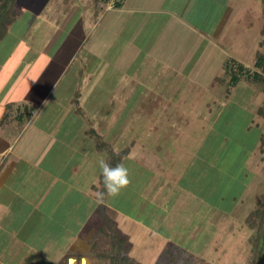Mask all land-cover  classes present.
<instances>
[{
    "label": "crops",
    "instance_id": "crops-1",
    "mask_svg": "<svg viewBox=\"0 0 264 264\" xmlns=\"http://www.w3.org/2000/svg\"><path fill=\"white\" fill-rule=\"evenodd\" d=\"M51 1L53 8L46 18H41V21L51 27L50 31L45 27L46 40L51 44L55 43L63 32L65 38L52 55H42L46 62L39 70H46L52 75L49 88L42 92L41 84L35 79H27L25 94L11 99L6 89L7 86L11 87L10 77H14L19 71L14 69L10 73L0 74V264H31L32 258L38 263L41 257H46L54 264L59 260L58 255L51 257L41 254L47 249L56 252L52 248L61 234L57 223L61 206L53 207L50 196L44 201L41 192L28 190L25 194V189L28 188L25 173L31 166L20 165L21 161L29 160L24 158L23 149L16 148V144L29 123L41 116L47 94L53 86H57L63 75L71 78L67 84L65 107L62 108L61 102L48 101L60 110L59 113L50 111L47 118H61L62 124L67 125L64 130L70 135L69 139L80 134L94 140L97 135L99 141L97 144L94 140L93 147L95 153L101 154L105 160L103 142H107V135L104 128L106 125H113L122 114L132 124L137 122L140 134L131 135L127 144L122 145V140L125 141L127 137L123 138L116 131L111 132L112 150L119 152L127 147V158L135 157L142 161L141 157H145L141 163L154 173L155 179L159 180L160 174L164 173L168 178H174L173 185L178 186L176 181L179 176L185 175L184 171L187 169L193 173L191 182L195 179L198 182L202 172L208 171L200 170L195 165L208 162L207 156L198 153L197 140L206 137L209 129L214 130L225 110L224 107L218 117L215 113V124L206 129L201 125V117L196 119L197 104L192 103H230L232 92H223L226 83L220 80L216 84L218 76L225 71L227 61L245 65V62L254 61L259 50L263 0H120L119 5L113 9L106 8V0ZM14 3L13 20L0 38V43L15 21L26 23L25 14L32 10L28 3H19L18 0ZM108 13L116 22L122 19L138 21L130 26L125 40L123 35L119 37L123 22L120 28L110 26L108 19H104ZM126 13L129 14L128 17L124 15ZM38 16L34 15L35 18ZM22 28L16 42L21 50L23 48L27 52L30 47L24 45L21 48V44L26 43L27 39L32 40V29L28 26L24 30ZM115 58L118 61L114 64L112 61ZM95 77L100 78L99 87L104 83L110 86L105 98L98 101L108 103L111 111L105 109L98 114L100 111L88 108L83 100L85 89L95 81ZM236 86L237 84L232 89ZM139 103H145L144 116L138 114ZM152 103L163 104L154 108ZM182 103H189V113L182 109ZM128 104L134 105L135 112L127 116L122 109ZM198 107L201 109L202 106L198 104ZM55 119L52 123L57 122ZM97 124H100V128ZM54 136L56 138V134ZM140 136L144 139V145L138 153H133L134 144ZM165 148L168 150L165 151ZM73 156L74 153H70L69 162L62 166V169L68 168L71 175L80 169V164L73 160ZM32 165L33 172L41 171L43 166L35 162ZM46 171H50L47 172L48 178L53 180L51 189L57 188L59 170L54 166H47ZM92 185L87 190L65 185V197L75 191L77 202H90V199L94 202L91 210L84 214L86 229L90 216L98 206L92 193ZM27 194L33 195L32 201ZM43 215H46L47 221L48 218L51 219L50 222L33 228L32 223L35 220L40 223ZM84 231L71 238L69 250L62 251L72 253H68L70 256L67 262L77 250L85 251L79 249ZM88 238L89 234L85 245H89ZM88 245L86 250L89 249ZM82 258L89 260L82 254L80 262Z\"/></svg>",
    "mask_w": 264,
    "mask_h": 264
},
{
    "label": "rangeland",
    "instance_id": "rangeland-1",
    "mask_svg": "<svg viewBox=\"0 0 264 264\" xmlns=\"http://www.w3.org/2000/svg\"><path fill=\"white\" fill-rule=\"evenodd\" d=\"M18 1L23 4L28 3L32 10L25 14L26 23L15 21L0 43V74L10 73L14 69L19 71L14 77H10L11 87L7 86L6 89L11 99L15 96L19 97V95L22 97L25 94L27 79H35L38 84H41L42 92L49 88L52 75L48 74L46 70H39L46 62L42 55L56 52L65 38L63 32L55 43L51 44L49 40H46L45 27L47 26V31H50L51 27L41 21V18H46L50 9L53 8L51 0ZM13 5L11 9L14 15ZM36 14L40 17L35 18ZM124 15L129 16L128 13ZM104 19H108V24L114 28H120V24L123 22L119 31V37L121 38L123 35V40L127 38L133 22H138L137 20L124 21L123 19L116 22L114 17L109 16V13ZM27 26L32 29L30 31L32 40L27 39L28 42L21 44V48L24 45L30 47L25 52L23 48V51L20 49L19 43L16 41L19 38L21 27L24 30ZM262 28H264V13L263 25L260 30ZM132 31L133 29H131ZM262 38L261 33L260 41ZM260 41L258 51L264 52V45ZM111 48H113V42ZM31 52L33 53L30 54ZM117 61L115 58L112 62L115 64ZM254 61L245 62L244 66L251 72L260 71L254 65ZM112 62L110 66L113 65ZM70 79L63 75L57 86L50 89L45 98L47 102L45 101L46 104L42 108L43 112L41 110V116L29 123L28 128L16 144V148L23 149L24 158L29 160L21 161L20 165L31 166L25 173L26 187H28L25 189V194L28 190L41 192L44 201L50 196L53 207L61 206L57 218L61 234L52 248L57 253L47 249L41 255H51V257L58 255L57 263L63 264L64 258L67 259L72 253L69 251L68 254L62 251L69 250L71 238L75 237L76 233L85 230L82 236L83 242L79 244V249L82 248L85 251H82L83 253L80 250H77V252L80 251L78 253L74 252L76 257L72 256L73 262L70 264H109L108 257L100 258L96 254H110L113 249L116 250V245L115 248L112 247L115 238L113 236L115 233L114 223L116 222L121 232L127 233L129 236L130 254L144 264H250L251 245L248 241L252 230L246 226L244 219L256 202L262 198L264 192V151L259 150V135L264 119L257 113L258 108L263 106L264 85L242 77L236 83V88L232 89L235 85L228 86L229 75L224 71L217 79H224V83L227 85L223 92L227 94L232 92V101L230 103H209V105L207 103H192V105L197 104L196 119L201 117V125L206 129L215 124V113L218 117L220 111L225 107L214 130L209 129L210 132L206 134V137L197 140L198 153L207 156L208 160L204 164H195L200 170H208L206 173L202 172L198 182L195 181L196 179L194 182L190 181L193 173L189 169L184 171L185 175L179 176L176 181L178 186L173 185L174 178H168V175L164 173L160 174L159 180H157L154 173H151L141 163L145 157H141L142 161H138L135 157L127 158V147L119 151V153L122 152L120 164L128 169L130 184L116 197L108 196L106 192L105 198L101 202L102 207L104 206L101 218L107 220L104 226L107 225L106 229L110 235H103L93 224L88 225L87 229L84 226V214L87 210H91L94 202L91 199L90 202L86 200L83 203L77 202L75 191L72 195L65 197V185L70 184L81 190H87L94 183L97 189H93L92 193L99 205L98 189L100 184L97 179L99 173L102 172L99 166L102 156L96 154L93 147L94 140L98 144V136L95 135L94 140L92 138L89 140L79 134L69 139L70 135L64 130V126L67 128V125L62 124L61 118H54L57 121L55 123H52L54 119L47 118L50 111L59 113L60 110L57 109V106L50 105L48 101L51 103L61 102L64 109L65 95L68 92L67 84ZM98 80L100 78L95 77V81L85 89L86 100H83L88 108L100 111L97 113L101 114V111L108 109L109 105L100 103L98 100L105 98L110 86L104 83L102 87L101 85L99 87ZM216 82L219 84L221 81ZM246 101L248 103H245ZM139 104L138 114L144 116L145 103ZM152 104L155 105L154 108H158L163 103ZM198 104L202 106L201 109H198ZM181 106L182 109L190 112V108L187 107L189 103H182ZM108 110L111 111V108ZM122 110H125L127 116L135 112L133 104H128ZM168 120L169 118H167L166 124L169 123ZM130 121L121 114L113 125H106L104 128V133L107 135V142H103L106 150V162L114 152L110 146L112 144L111 132L116 131L123 138H128L125 141L122 140V145L127 144L131 135L140 134L137 122L132 124ZM97 126L100 128V124ZM54 134H56V138ZM143 145L144 139L140 136L134 144L133 153H138ZM166 150L168 148H165ZM70 153H74L73 160L80 164L79 171L74 175L70 174L68 168L62 169V166L69 162ZM115 153L117 154V152ZM34 162L37 165H43L41 171L33 172L32 164ZM245 162H247L246 166ZM46 165L54 166L59 170L57 188L51 189L50 187L53 180L50 181L48 178L50 171H46ZM183 176H186L185 179H182ZM27 196L31 198V201L34 198L33 195L27 194ZM41 219L40 223H36L35 220L32 227L37 228L41 224L45 226L51 220L48 218L47 221L46 215L41 216ZM88 234L89 249L86 250L85 240ZM95 241L97 244L93 245ZM82 254L89 260L84 263L80 262ZM35 260L32 258L31 264H54L46 257H41V261L38 263Z\"/></svg>",
    "mask_w": 264,
    "mask_h": 264
},
{
    "label": "trees",
    "instance_id": "trees-1",
    "mask_svg": "<svg viewBox=\"0 0 264 264\" xmlns=\"http://www.w3.org/2000/svg\"><path fill=\"white\" fill-rule=\"evenodd\" d=\"M15 0H0V38H2L7 31V26L13 20V13H12V5ZM119 5V1L116 2V6ZM261 33L263 35L262 40L260 43L264 45V28H262ZM254 65L260 69V71H253L251 72L248 68L244 66V64L236 62V61H227L225 64V72L229 75V80L227 81L228 86L235 85L240 78L247 77L251 81H258L264 85V52L258 51L255 55ZM218 80V79H217ZM224 80V79H221ZM220 81V79H219ZM226 84V85H227ZM259 115H261L264 119V101L263 106L258 108ZM259 150L261 152L264 151V123L261 133L259 135ZM121 153L115 152L112 153L111 158L107 162L110 166L115 167L117 164H120L121 161ZM99 184L100 187L98 192H103V199L106 195V190L103 185V176L102 173L99 176ZM93 189H97L96 185H92ZM102 199V200H103ZM99 205L95 209V213L90 216L89 225L93 224L97 227L103 235H110L107 231V225L104 226V223L107 221L106 219H102V201L98 198ZM244 223L248 226L249 229L252 230V233L249 237V243L251 245V257H250V264H264V192L262 198L256 202L255 206L247 213ZM114 231L113 234L114 242L112 243V247L116 250H112V253L105 254V253H97L96 255L100 258H109V264H144L143 262L135 259L130 254V239L127 234L121 232V230L117 227L116 223H114ZM129 242V243H128ZM97 241L93 243L96 245ZM63 264H67V259ZM57 264H60L57 263Z\"/></svg>",
    "mask_w": 264,
    "mask_h": 264
},
{
    "label": "clouds",
    "instance_id": "clouds-1",
    "mask_svg": "<svg viewBox=\"0 0 264 264\" xmlns=\"http://www.w3.org/2000/svg\"><path fill=\"white\" fill-rule=\"evenodd\" d=\"M102 170L103 185L108 196L116 197L130 184L128 169L123 164L110 166L105 160L99 161ZM104 193H98V198L102 201Z\"/></svg>",
    "mask_w": 264,
    "mask_h": 264
},
{
    "label": "built area",
    "instance_id": "built-area-1",
    "mask_svg": "<svg viewBox=\"0 0 264 264\" xmlns=\"http://www.w3.org/2000/svg\"><path fill=\"white\" fill-rule=\"evenodd\" d=\"M120 0H106V8L113 9L116 7V2Z\"/></svg>",
    "mask_w": 264,
    "mask_h": 264
},
{
    "label": "water",
    "instance_id": "water-1",
    "mask_svg": "<svg viewBox=\"0 0 264 264\" xmlns=\"http://www.w3.org/2000/svg\"><path fill=\"white\" fill-rule=\"evenodd\" d=\"M70 260H71V259H70ZM70 260H69V262H70ZM85 261H86V258H82V259H81V262H82V263H84Z\"/></svg>",
    "mask_w": 264,
    "mask_h": 264
},
{
    "label": "bare ground",
    "instance_id": "bare-ground-1",
    "mask_svg": "<svg viewBox=\"0 0 264 264\" xmlns=\"http://www.w3.org/2000/svg\"><path fill=\"white\" fill-rule=\"evenodd\" d=\"M70 262H73V260L71 259Z\"/></svg>",
    "mask_w": 264,
    "mask_h": 264
}]
</instances>
